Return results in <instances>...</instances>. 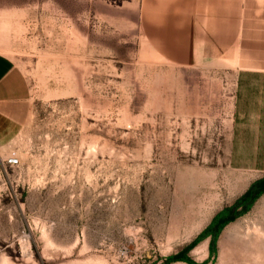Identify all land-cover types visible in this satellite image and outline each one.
Segmentation results:
<instances>
[{"label": "rangeland", "instance_id": "rangeland-1", "mask_svg": "<svg viewBox=\"0 0 264 264\" xmlns=\"http://www.w3.org/2000/svg\"><path fill=\"white\" fill-rule=\"evenodd\" d=\"M142 3L0 0V54L32 92L0 114V264H264L235 72L159 50Z\"/></svg>", "mask_w": 264, "mask_h": 264}, {"label": "crops", "instance_id": "crops-1", "mask_svg": "<svg viewBox=\"0 0 264 264\" xmlns=\"http://www.w3.org/2000/svg\"><path fill=\"white\" fill-rule=\"evenodd\" d=\"M142 18L144 33L164 44L159 50L234 70L232 162L264 165V0H143ZM31 94L24 71L0 54V114Z\"/></svg>", "mask_w": 264, "mask_h": 264}, {"label": "built area", "instance_id": "built-area-1", "mask_svg": "<svg viewBox=\"0 0 264 264\" xmlns=\"http://www.w3.org/2000/svg\"><path fill=\"white\" fill-rule=\"evenodd\" d=\"M8 164L13 167L18 166L20 164L19 156L14 153L11 157H9Z\"/></svg>", "mask_w": 264, "mask_h": 264}]
</instances>
